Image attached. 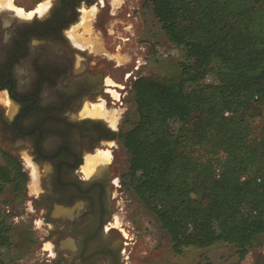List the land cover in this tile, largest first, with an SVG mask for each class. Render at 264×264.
Masks as SVG:
<instances>
[{"label": "trees", "instance_id": "obj_1", "mask_svg": "<svg viewBox=\"0 0 264 264\" xmlns=\"http://www.w3.org/2000/svg\"><path fill=\"white\" fill-rule=\"evenodd\" d=\"M169 41L183 49L181 77L135 81L139 121L120 140L135 194L167 231L176 254L234 246L240 260L264 235V0H147ZM0 156H4L0 150ZM27 175L0 167L3 186ZM0 222V248L13 245Z\"/></svg>", "mask_w": 264, "mask_h": 264}, {"label": "flooded vegetation", "instance_id": "obj_2", "mask_svg": "<svg viewBox=\"0 0 264 264\" xmlns=\"http://www.w3.org/2000/svg\"><path fill=\"white\" fill-rule=\"evenodd\" d=\"M102 3L54 0L32 18L0 8L1 157L27 175L39 239L56 264H109L127 245L116 218L123 177L114 172L121 129L112 114L121 113L110 107L124 105L111 90L126 87L107 82L112 58L69 35L83 6Z\"/></svg>", "mask_w": 264, "mask_h": 264}, {"label": "rangeland", "instance_id": "obj_3", "mask_svg": "<svg viewBox=\"0 0 264 264\" xmlns=\"http://www.w3.org/2000/svg\"><path fill=\"white\" fill-rule=\"evenodd\" d=\"M54 0H16L15 6L24 9L26 18L30 12L33 16L38 6ZM104 8L96 4L83 6L74 32L84 40L95 45V52H103L113 61H108V80L125 88V93L118 100L124 105H111L119 110L118 120L121 132L130 130L140 119L135 99L134 83L142 77L162 81L179 79L181 64L185 60L183 49L174 46L162 30L152 7L147 0H102ZM1 8V7H0ZM92 8V9H91ZM97 9L91 18V26L86 29L83 23L84 11ZM30 11V12H29ZM48 12V11H47ZM45 12V13H47ZM24 16V17H25ZM83 23V24H82ZM88 30V31H87ZM71 32V33H72ZM70 33V34H71ZM91 50V49H90ZM92 50V51H93ZM129 79H127V77ZM116 98V97H115ZM250 123L256 135L261 134L264 121V109L254 113ZM115 173L122 176L120 186L116 189L118 226L123 229L126 246L122 255V264H256L264 252V235L260 245L251 250L244 260H240L237 249L226 244H217L210 248H187L182 254H176L167 231L162 227L158 217L147 209L135 194L127 176L130 156L120 140L115 153ZM6 162L0 156V167ZM0 185H2L0 183ZM23 186L17 190L12 184L3 186L0 195V222L10 228L9 236L13 242L10 248H0V264H56L54 256H47L39 239L41 232L35 225L36 216L31 210L33 201Z\"/></svg>", "mask_w": 264, "mask_h": 264}, {"label": "bare ground", "instance_id": "obj_4", "mask_svg": "<svg viewBox=\"0 0 264 264\" xmlns=\"http://www.w3.org/2000/svg\"><path fill=\"white\" fill-rule=\"evenodd\" d=\"M16 0H0V6H1V8H7V9H10V10H12V9H14L15 11H16V13L20 16V17H24L25 16V11H24V9H22V8H19V7H17V6H15V2ZM49 8H50V3L49 2H47V3H42V4H40L39 6H38V9L36 10V12H40L41 14H45V12H47L48 10H49ZM92 9V8H91ZM96 11H97V9L96 8H94L92 11H84V15H83V23H84V26L86 27V29H89L90 28V26H91V18H92V16L93 15H95V13H96ZM30 12V11H29ZM33 12H30L29 13V16H31V17H33ZM27 16H25V18H26ZM93 19V18H92ZM82 23V24H83ZM88 31V30H87ZM71 37L70 38H72V41L75 43V42H77V41H81V42H83V43H85V42H90V41H87V40H84V38L83 37H80L79 35H77L76 33H75V30H74V32H72L71 34H69ZM95 45H93V48L94 49H96L95 47H94ZM108 84L110 85H117V83H115L114 81H112L111 79H109L108 81ZM111 92H112V95H113V97H116L117 99H118V97H119V95H118V93L117 92H115V91H113V90H111ZM101 112V111H100ZM104 113V112H103ZM112 116H113V125L114 126H116V124H117V122H118V119H119V117H120V114H118V113H113L112 114ZM107 152H104L103 154L104 155H101L100 156V160L104 163H106V162H109L110 161V159H111V154L110 153H107ZM95 158V157H94ZM95 160V159H94ZM99 161V160H98ZM97 161V162H98ZM90 162H91V160H90ZM100 163V162H99ZM94 165H96L95 163H93ZM118 221V220H117ZM119 224V222L117 223V225Z\"/></svg>", "mask_w": 264, "mask_h": 264}, {"label": "water", "instance_id": "obj_5", "mask_svg": "<svg viewBox=\"0 0 264 264\" xmlns=\"http://www.w3.org/2000/svg\"><path fill=\"white\" fill-rule=\"evenodd\" d=\"M122 253L118 252L117 256H109V264H122Z\"/></svg>", "mask_w": 264, "mask_h": 264}]
</instances>
